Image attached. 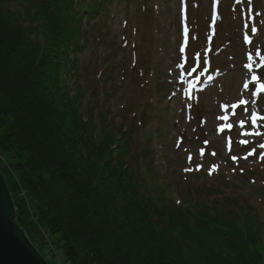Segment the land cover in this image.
I'll use <instances>...</instances> for the list:
<instances>
[{
	"label": "trees",
	"instance_id": "trees-1",
	"mask_svg": "<svg viewBox=\"0 0 264 264\" xmlns=\"http://www.w3.org/2000/svg\"><path fill=\"white\" fill-rule=\"evenodd\" d=\"M114 1L0 0V155L38 218L52 215L48 230L61 233L65 262L92 254V264H264L253 203L195 193L177 204L151 175L150 141L139 145L133 127L106 110L82 115L66 81L71 53L89 30L104 41L103 27L86 30L83 20L107 18Z\"/></svg>",
	"mask_w": 264,
	"mask_h": 264
},
{
	"label": "rangeland",
	"instance_id": "rangeland-1",
	"mask_svg": "<svg viewBox=\"0 0 264 264\" xmlns=\"http://www.w3.org/2000/svg\"><path fill=\"white\" fill-rule=\"evenodd\" d=\"M101 17L83 27H103L104 41L89 30L66 74L85 119L106 110L120 128L133 127L139 145L150 141L151 175L177 204L195 193L214 203L247 199L264 221V92L255 89L264 82V0H115ZM0 171L20 206L17 223L48 264L64 263L52 215L38 218L2 155ZM92 263L88 254L79 264Z\"/></svg>",
	"mask_w": 264,
	"mask_h": 264
},
{
	"label": "water",
	"instance_id": "water-1",
	"mask_svg": "<svg viewBox=\"0 0 264 264\" xmlns=\"http://www.w3.org/2000/svg\"><path fill=\"white\" fill-rule=\"evenodd\" d=\"M16 218V206L0 171V264H48Z\"/></svg>",
	"mask_w": 264,
	"mask_h": 264
},
{
	"label": "snow or ice",
	"instance_id": "snow-or-ice-1",
	"mask_svg": "<svg viewBox=\"0 0 264 264\" xmlns=\"http://www.w3.org/2000/svg\"><path fill=\"white\" fill-rule=\"evenodd\" d=\"M262 148H264V145H261ZM213 155H215V153H213ZM190 159V158H189ZM235 159V158H234ZM190 169H186V171H188Z\"/></svg>",
	"mask_w": 264,
	"mask_h": 264
}]
</instances>
